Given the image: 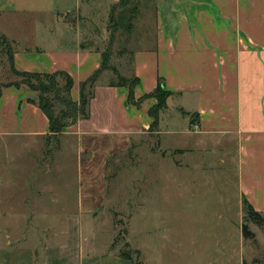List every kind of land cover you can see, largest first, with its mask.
I'll return each mask as SVG.
<instances>
[{
  "label": "crops",
  "instance_id": "1",
  "mask_svg": "<svg viewBox=\"0 0 264 264\" xmlns=\"http://www.w3.org/2000/svg\"><path fill=\"white\" fill-rule=\"evenodd\" d=\"M153 1L142 22L133 6L122 38L123 48L133 50L128 72L137 78L134 101H127L126 85L105 80L102 70L90 101L92 118L65 127L62 139L80 144L95 135H151L148 110L156 100L142 97L161 80L173 104L159 110L154 124L164 140L161 152L177 156V170L192 179L212 172L208 161L218 156L234 177L233 186L218 190L232 194L226 199L236 202L240 216L244 199L264 214V0ZM113 2L0 0V36L11 43L13 68L64 71L73 79L70 95L77 100L80 82L100 68L105 47L120 41H96L97 26L113 12ZM5 63L9 68L1 69ZM13 75L7 55L0 56V83L16 81ZM37 98L24 84L2 87L0 161L16 160L26 154L24 148L47 141L49 121ZM176 111L181 123L174 120ZM49 170H36L16 197L7 182L33 175L0 174V264H126L130 258L112 239L97 248L94 204L64 195Z\"/></svg>",
  "mask_w": 264,
  "mask_h": 264
},
{
  "label": "rangeland",
  "instance_id": "2",
  "mask_svg": "<svg viewBox=\"0 0 264 264\" xmlns=\"http://www.w3.org/2000/svg\"><path fill=\"white\" fill-rule=\"evenodd\" d=\"M153 3L115 0L111 5L113 12L97 26V44L101 39L120 40L112 46L103 44V54H109L106 72L102 74L105 80L130 79L128 61L133 50L124 49L126 43L122 39L126 36L128 16L133 6H138L136 20L142 22ZM0 56L6 58L4 53ZM5 66L9 68L5 63L1 69ZM10 78L19 79L16 75ZM96 85L85 119H91L94 113L90 101ZM152 98L156 100L151 106L154 107L157 99ZM74 101L78 102L79 96ZM174 114V120L181 123L183 116L177 111ZM164 121L163 117L161 126ZM149 130L151 135L139 133L129 138L123 134L95 135L80 144L75 138L63 140L61 136L58 142L53 138L40 140L37 145L24 148L26 154L16 160L1 159L0 174L23 170L33 175L22 180L15 176L7 182L15 188L16 197L25 180L29 183L35 179L36 170L50 169L64 195H80L85 205L94 204L97 248L103 250L112 239L121 253L131 256L126 264H264V214L257 212L259 215L245 220V213L240 216L236 202L226 199L232 194L218 190L234 185L232 171H225L216 156L208 161L212 172L192 179L188 172L177 170V156L161 152L164 140L155 133L157 127ZM161 154L168 156L162 158ZM179 185L183 186L180 192Z\"/></svg>",
  "mask_w": 264,
  "mask_h": 264
},
{
  "label": "trees",
  "instance_id": "3",
  "mask_svg": "<svg viewBox=\"0 0 264 264\" xmlns=\"http://www.w3.org/2000/svg\"><path fill=\"white\" fill-rule=\"evenodd\" d=\"M3 47V48H2ZM6 54L10 66L18 80L8 84L0 83V94L2 87L6 85L19 86L24 84L31 90L38 93L37 105L41 111L46 115L49 121V134L46 136L47 141L53 138L58 142L63 129L76 123L79 119H85L88 116L87 107L90 98L92 97L93 87L100 76L102 70L106 69V56L103 55V61L99 69L93 72L86 80L79 84V101L76 102L71 98L70 91L73 86L72 77L64 71L47 72H27L18 71L13 68V51L9 40L0 36V54ZM62 80V82H60ZM119 84L128 87V102H133V89L137 83V78L120 79ZM170 91L165 90L162 86V81L159 80L156 88L144 95L142 98L155 97L157 104L148 110V113L153 117L151 127L157 122L159 110L165 106L166 98L170 95ZM59 106V108L57 107ZM243 209L245 213V220L253 219L254 215H259L252 205L246 200H243ZM125 254V253H123ZM127 255V254H125ZM130 259L131 256L127 255ZM134 264H141L134 262Z\"/></svg>",
  "mask_w": 264,
  "mask_h": 264
},
{
  "label": "water",
  "instance_id": "4",
  "mask_svg": "<svg viewBox=\"0 0 264 264\" xmlns=\"http://www.w3.org/2000/svg\"><path fill=\"white\" fill-rule=\"evenodd\" d=\"M166 105L170 108L173 107L172 101H171V96H168L166 99Z\"/></svg>",
  "mask_w": 264,
  "mask_h": 264
}]
</instances>
